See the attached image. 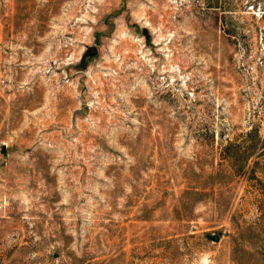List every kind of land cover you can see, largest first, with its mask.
<instances>
[{"label": "rangeland", "instance_id": "1", "mask_svg": "<svg viewBox=\"0 0 264 264\" xmlns=\"http://www.w3.org/2000/svg\"><path fill=\"white\" fill-rule=\"evenodd\" d=\"M206 261L264 264V0H0V264Z\"/></svg>", "mask_w": 264, "mask_h": 264}, {"label": "water", "instance_id": "2", "mask_svg": "<svg viewBox=\"0 0 264 264\" xmlns=\"http://www.w3.org/2000/svg\"><path fill=\"white\" fill-rule=\"evenodd\" d=\"M96 55H97V50L95 48H90V49H88V52L86 53L84 58L94 57ZM84 64H85V66L87 65L85 61H84Z\"/></svg>", "mask_w": 264, "mask_h": 264}, {"label": "clouds", "instance_id": "3", "mask_svg": "<svg viewBox=\"0 0 264 264\" xmlns=\"http://www.w3.org/2000/svg\"><path fill=\"white\" fill-rule=\"evenodd\" d=\"M205 264H207V261L205 262Z\"/></svg>", "mask_w": 264, "mask_h": 264}]
</instances>
